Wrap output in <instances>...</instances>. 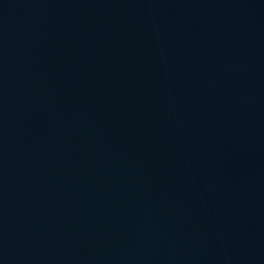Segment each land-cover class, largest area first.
I'll return each instance as SVG.
<instances>
[{"label": "water", "instance_id": "water-1", "mask_svg": "<svg viewBox=\"0 0 264 264\" xmlns=\"http://www.w3.org/2000/svg\"><path fill=\"white\" fill-rule=\"evenodd\" d=\"M0 264H264V0H0Z\"/></svg>", "mask_w": 264, "mask_h": 264}]
</instances>
